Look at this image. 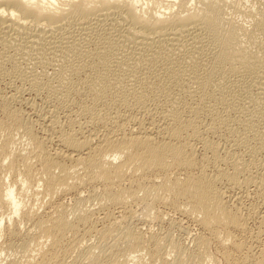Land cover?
<instances>
[{"label": "bare ground", "instance_id": "bare-ground-1", "mask_svg": "<svg viewBox=\"0 0 264 264\" xmlns=\"http://www.w3.org/2000/svg\"><path fill=\"white\" fill-rule=\"evenodd\" d=\"M251 1L0 0L2 50L3 47L19 49L23 55L30 56V53L44 56L45 52L51 51L49 56L54 54L52 58L57 57L55 62L53 59L57 65L53 66L61 64L54 72L57 81L65 79L68 82L64 83V89L61 87L63 90L56 95V100L68 99L67 106L73 116H88L89 124H99L103 128L100 134L92 132L85 136L80 133L83 128L80 124L74 129L78 123L76 116L72 119L68 113L71 117L67 116V125L59 126V118L48 117L49 113H45L46 124L55 133L60 146L58 151L49 153L45 150L47 139L38 140L29 122L24 121L16 110L9 108L8 112L9 109H5L6 121L0 122V133H5L10 142L5 141L8 140L5 137V143H0V208L9 211L6 220L11 222L14 216H20L19 225L30 224L28 228L31 229L27 232L33 234L26 235L27 238L24 236L20 248L34 264H67L64 262L66 256L73 257L71 264H83L84 255L90 258L86 264H129L135 259L138 261L144 253L151 262L160 257L165 236L150 235L147 241H151V246L146 249L147 242L143 245L141 230L128 228L127 223L123 226L124 220L128 219L125 205L129 206V200L135 205L136 201L142 202L140 204L146 210L156 203L177 210L185 219L198 225L201 234L193 242L194 248L201 251L200 255L211 239H217L222 256L229 264H245L246 261L238 263L233 257V253L245 248L237 240L239 233L245 231L246 218L238 208L243 197L238 196V192L234 193L238 194L235 197L226 193L230 189H243L242 193L257 197L263 211L253 216L257 236H264V160L257 165L258 162L254 163L251 158L255 153L264 156V0ZM228 9L244 17L243 21L236 22L231 13L226 15ZM246 21L252 23L251 29L246 26ZM86 42L91 43L90 46L85 47ZM203 54L211 64L201 62L206 58ZM200 56L201 61H198ZM12 57L5 58L10 60ZM39 58V64L47 65L48 59L41 61ZM76 58H80L77 63L73 62ZM139 65L145 67L142 74L138 71L140 75L135 73ZM232 74H242L244 77L236 81L242 86L245 83V86L238 83V88L237 84H229L225 76L230 75L233 79ZM129 75V81L127 78L123 83ZM80 77H83V86L79 84L81 80L76 86ZM70 79L77 81L69 82ZM175 89L179 96L194 99L196 95L198 107L192 109L177 102L178 95L177 99L173 97ZM75 96H81L87 102L80 106ZM206 101L214 105L207 106ZM75 102L77 111L71 110ZM99 105L107 109L103 115L99 113ZM132 111L140 112L141 116L136 117ZM240 113H245L241 115L243 118L239 117ZM16 129L28 140L27 146L32 147L31 153L19 155V163L10 152L11 144H8L12 141V130ZM187 134L193 144L183 141ZM213 135L225 137L229 148L226 150L220 146L218 141L221 139L216 142ZM196 146L202 152L199 155L203 160L201 166L198 163L201 159H196ZM240 146L248 150V154H242L248 158L240 157ZM31 161L36 164L34 168L37 166L36 173ZM19 164L24 170L20 175V190L16 188L17 182L5 183L7 175L19 170ZM253 168L256 171L252 172ZM194 170L196 173L192 174ZM125 182L127 188L122 186ZM95 184L102 186L99 193L93 192L92 197L98 199L96 202L100 201L97 203L120 206L117 212L104 215L105 224L98 230L94 215L79 208L82 188ZM27 188H36L35 197L40 194L43 199H48V212L40 216L36 208L29 207L33 205L30 200L32 205L26 206ZM65 196H72L75 204L72 211L61 203L54 204V198ZM68 213L76 216V224L68 221ZM161 215L162 212L158 218L161 217L162 221ZM3 222L0 220V232L5 229L1 227ZM79 225L84 226V235L98 236L97 244L89 245L87 250H84L87 246L83 249L86 239L78 235ZM10 228H6V233L14 236L17 230ZM178 244L175 248L176 264H185L186 261L195 264L199 253L193 252L198 250L189 252ZM12 248L11 243L0 245V255ZM260 249L250 255L253 264H264V245ZM206 256L209 254L203 255L204 259ZM181 258H186L185 263ZM206 259L210 260V257ZM29 264H33L32 261Z\"/></svg>", "mask_w": 264, "mask_h": 264}, {"label": "rangeland", "instance_id": "rangeland-1", "mask_svg": "<svg viewBox=\"0 0 264 264\" xmlns=\"http://www.w3.org/2000/svg\"><path fill=\"white\" fill-rule=\"evenodd\" d=\"M248 1H251V0H248ZM252 1H256V0H252ZM251 1V2H252ZM257 1H259V0H257ZM255 4L257 3V2H254ZM258 6V5H257ZM229 10V9H228ZM228 10H226L225 11V14L226 15H230V13H231V15L233 14V16H234V18L236 19V22H242L243 21V18L244 17H242L241 15H238V13L237 14H235L236 12L234 11V12H232V11H228ZM237 15V16H236ZM242 17V18H241ZM242 20V21H241ZM246 26L248 25V27L251 29L252 27H253V25H252V23L250 22H247L246 21ZM251 24V25H250ZM74 28H76V26L74 27ZM87 43V44H86ZM86 43H84L83 45H85V47H87L88 45L90 46V44L91 43H89V42H86ZM89 43V44H88ZM92 48V47H91ZM11 49V50H10ZM10 49H4V47H3V50H2V48H1V46H0V61H1V63H0V122H5L6 121V117H5V109H9V108H11L12 110L11 111H13V110H16L19 114H20V116H22V118H24L23 120L24 121H26L29 125H30V127H31V130H32V132H33V135L34 136H36V138L38 139V140H40V139H42V140H44L45 142H46V151L47 152H49V153H53V152H55V151H58V147H60L59 146V144H57V138H56V135H55V133L52 131V130H50V126H49V124H46L47 122H48V119H45V118H47V116L49 117V116H51V115H53L54 117H57V118H59V126H66L67 125V122H66V120H67V118L68 117H71L72 116V119L73 118H75V116H76V125H75V127H74V129L76 130V127H79V126H77L78 124H80L81 126H80V128H82V132H80L81 134H83V135H88L89 133H92V132H97V133H102L103 132V128H102V126H100L99 124H89L88 123V121H89V117L88 116H82V117H80L79 115V117L77 116V115H75V116H73L74 114L70 111V109L68 108V104L69 103H67L68 102V99H66V101L64 102L63 100H56L57 99V97H56V95H58V93L61 91V90H63L64 89V87H63V85H64V83H68V82H66L65 81V79L63 80V81H57L58 79H57V76L55 75V73H56V71L58 70V69H60V65H59V67L58 66H53V64H55V65H57V62L56 63H54L55 61H56V59L55 58H57V57H54V58H52L53 57V55L54 54H51L52 55V57L51 56H49V54L48 53H50L51 51H47V53L45 52V55L44 56H36L35 55V53L33 54V53H30L31 54V56L30 55H23V53H22V51L21 52H19V49L16 51V49H14V48H10ZM5 50V51H4ZM2 52H4V53H2ZM9 54H8V53ZM19 53L18 55H16V53ZM13 53V54H12ZM48 54V55H47ZM6 55H8V56H6ZM14 55H16V57L14 56ZM204 55V57H206V55L205 54H203ZM10 56L12 57V59H10V60H8L9 58H10ZM29 56V57H28ZM33 56V58H31ZM46 56H47V58H46ZM49 56V57H48ZM202 56V55H201ZM201 56H200V59L198 60V61H201ZM5 57H9L8 59L7 58H5ZM20 57V58H19ZM24 58V59H22V58ZM28 57V58H27ZM39 57H41L42 59H41V61L43 60V59H48V61L46 60V62H47V65L46 64H39L38 62H39V60H40V58ZM45 57V58H44ZM51 57V58H50ZM31 58V60H29ZM39 59V60H38ZM53 59H55L54 60V62H53ZM79 59V60H78ZM202 59H204L203 58V56H202ZM207 57L205 58V60H202L201 62H207ZM43 61H45V60H43ZM50 61V62H49ZM79 62L80 61V58H76V59H74L73 60V62ZM33 62V63H32ZM52 62V63H51ZM76 62V63H77ZM208 64H211L209 61L207 62ZM37 64V65H36ZM52 66H51V65ZM63 64V63H62ZM64 64H65V62H64ZM43 65V66H42ZM48 66V67H47ZM144 66L142 65H139V67H137V68H139V69H137V71L135 72L136 74H139V72L142 74L143 72H144V70H142V68H143ZM58 68V69H57ZM145 68V67H144ZM143 68V69H144ZM57 69V70H56ZM139 71V72H138ZM142 71V72H141ZM55 72V73H54ZM138 72V73H137ZM32 74V75H31ZM36 74V75H35ZM46 74V75H45ZM31 75V76H30ZM140 75V74H139ZM234 75L235 74H232L231 75V77H233V79L232 78H230V75H227V76H225V79L229 82V84H233L232 86H234V85H236L237 84V86L236 87H238L239 88V85L241 86V87H244L245 86V83H243V86H242V84L241 83H239L238 81H236V80H239V79H241L242 77H244V76H242V74H240V75H238V74H236L235 75V77H234ZM30 76V77H29ZM54 76H56V77H54ZM229 76V77H228ZM238 76V77H237ZM241 76V77H240ZM37 77V78H36ZM129 77H130V75L129 76H127L126 78H124V80H122V82L123 83H126L127 82V78H128V81H129ZM228 77V78H227ZM237 77V78H236ZM33 79V80H32ZM36 79V80H35ZM82 79H83V77L81 78L80 77V79L76 82L75 80H72V79H70V81L69 82H76V86L77 85H82ZM35 80V81H34ZM67 81H68V79H66ZM81 80V81H80ZM225 80V81H226ZM230 80L232 81V82H230ZM235 80V81H234ZM31 83H30V82ZM79 81H80V83H79ZM61 83V85H60V83ZM228 82H226V83H228ZM236 82V83H235ZM79 83V84H78ZM235 83V84H234ZM238 83H239V85H238ZM35 85H37V86H35ZM56 86V87H55ZM83 86V85H82ZM60 87V88H59ZM61 87H63V89L61 88ZM36 88V89H35ZM49 88V89H48ZM76 88H78L79 89V87H76ZM75 88V89H76ZM58 90L57 92H56V90ZM60 89V90H59ZM36 90H38V92L36 91ZM49 90V91H48ZM40 91V92H39ZM37 92V93H36ZM81 92V91H80ZM175 92H177V93H175ZM56 93V94H55ZM83 93V92H82ZM54 94H55V96H54ZM72 94H74V93H72ZM178 95V97H177V95ZM173 95H175V96H173L174 98H179V100L177 99V102L179 101V103L180 104H182L183 106L185 105V106H188L189 108L191 107L192 109L194 108L195 109V107L197 108L198 106H197V104H196V102L195 101H197L198 100V98H197V96L195 95V97L197 98V100H196V98L194 97V99H191V98H189L188 96H186V95H180L179 96V92L178 91H176V89H175V91H174V94ZM11 98H10V97ZM54 96V97H53ZM183 96V97H182ZM3 97V98H2ZM64 98L63 96H59L58 98ZM80 97V98H79ZM75 96L74 98H76L77 99V101H79L80 102V106H81V104H82V106L87 102L85 99H83V98H81V96ZM181 97V98H180ZM17 98V99H16ZM51 100H50V99ZM55 98V99H54ZM80 99V100H79ZM7 100V101H6ZM27 100V101H26ZM43 100V101H42ZM186 100V101H185ZM191 100V101H190ZM193 100V101H192ZM189 101V102H188ZM33 102V103H32ZM53 102H54V104H53ZM183 102V103H182ZM191 102H192V104H191ZM208 101H206V105L207 106H212V104L214 105V103H207ZM238 102H239V100H238ZM63 103L66 105V106H64L63 105ZM190 104V105H192V106H189V105H186V104ZM7 104V105H6ZM28 104V105H27ZM50 104V105H49ZM77 103L75 102V104H73V106H75ZM194 104H196V105H194ZM211 104V105H210ZM9 106V107H8ZM27 106V107H26ZM65 107V109H63L64 107ZM80 106H78V107H80ZM7 107V108H6ZM17 107V108H16ZM77 106H75L74 108H72L71 110H76L77 111V108H76ZM103 108V110H102V108ZM41 108V109H40ZM99 113H100V115H103L106 111H107V109H105L106 107L105 106H103V105H99ZM240 108V107H239ZM239 108H238V110H239ZM36 109V110H35ZM55 109V110H54ZM63 109V110H62ZM104 109H105V111H104ZM221 109L223 110V107H221ZM49 110V111H48ZM53 112H52V111ZM102 110V111H101ZM197 110V109H196ZM221 110V111H222ZM40 111V112H39ZM45 111H47V112H45ZM64 111H65V114H67V115H65V114H63L64 113ZM69 111V112H68ZM8 112H10V109L8 110ZM42 112H44L43 114H42ZM50 112L52 113V114H50ZM59 112V113H58ZM71 112V113H70ZM133 113H135L134 115L136 116V117H138L139 118V116H141V114H140V112L138 113L137 111H132ZM240 112V111H239ZM238 112V113H239ZM3 113V114H2ZM23 113V114H22ZM45 113H49V115H45L44 116V114ZM68 113L71 115V116H69L68 115ZM40 114V115H39ZM57 116H56V115ZM243 113H240V115H239V117L240 118H243L241 115H242ZM243 115H245V113L243 114ZM41 116H44V117H41ZM64 118H63V117ZM68 116V117H67ZM27 117V118H26ZM38 117H40V118H38ZM61 117V118H60ZM85 117V118H84ZM87 117V118H86ZM42 118H44V119H42ZM82 118V119H81ZM88 119V120H87ZM64 120V121H63ZM78 120V121H77ZM23 121V122H24ZM46 121V122H45ZM84 121V122H83ZM87 121V122H86ZM61 122H62V124H61ZM80 122V123H79ZM66 123V124H65ZM82 123V124H81ZM5 125H7L8 126V124H5ZM83 125V126H82ZM94 125V126H93ZM99 125V126H98ZM10 126V125H9ZM42 126V127H41ZM49 126V127H48ZM91 127V128H90ZM239 125H238V128L237 129H239ZM43 128V129H42ZM79 128V129H80ZM88 128V129H87ZM98 128V129H97ZM14 129V128H13ZM51 129H52V127H51ZM97 129V130H96ZM87 130H88V133H87ZM93 130V131H92ZM100 130V131H99ZM241 128L238 130V131H240L241 132ZM13 132H12V134L10 135V138H12V141H11V143H8L10 146H9V149H10V152L12 151L13 153V155L15 156V157H17V159L19 158V155L20 154H22L21 156H23V155H26V153L27 154H29V153H31V148L32 147H30V146H27L28 145V143H27V139H25V136L23 135V133L21 134L20 133V131H17V129L16 130H12ZM16 131V132H15ZM22 132V131H21ZM3 133V132H2ZM2 133H0V134H2ZM20 134H21V136H20ZM4 135V136H3ZM3 135H0V143L2 144V142L3 143H5V141H9L10 142V140H9V138L8 137H6L5 136V133H3ZM48 135V136H47ZM14 138H13V137ZM189 136V134H187L186 135V137H185V135H184V137H183V141H188V142H191L192 144L194 143V141H192V138H189L188 137ZM214 137H212L213 138V140L214 141H218V140H220V141H218L219 142V144H220V146H224V148H226V150L229 148V142L226 140H224V138L225 137H219L220 135H213ZM8 138V140H5L4 141V138ZM46 137V138H45ZM218 137V138H217ZM5 138V139H6ZM16 138V139H15ZM220 138V139H219ZM48 139H49V141H48ZM191 139V140H190ZM41 140V141H42ZM54 140V141H53ZM223 140V142H221ZM16 141V142H15ZM13 142V143H12ZM51 142V143H50ZM222 144H221V143ZM225 142V143H224ZM13 144V145H12ZM26 144V145H25ZM233 144V143H232ZM231 144V145H232ZM198 146V145H197ZM196 146V149H197V154H198V156L196 157V159L198 158V159H201V160H198V163H200V166H201V163H202V158L199 156V155H201V151L199 150V147H197ZM245 146H240V149H239V154H241L240 155V157H242L243 155V152L245 153V154H248L247 152H248V150L246 149V148H244ZM12 148V149H11ZM15 148V149H14ZM21 148V149H20ZM58 148V149H57ZM48 149V150H47ZM244 149V150H243ZM23 150V151H22ZM55 150V151H54ZM246 150V151H245ZM18 152V153H17ZM224 152H225V150H224ZM245 154H244V156L243 157H245V159L246 158H248V156L246 155L245 156ZM256 154V153H255ZM254 154V155H255ZM221 155H223V154H221ZM252 156L251 158L255 161L254 163H257V165L259 164V162L262 160H264L263 158H264V156H263V154L261 155H259V154H256L255 156ZM239 156V155H238ZM30 157H31V154H30ZM251 158H250V160H251ZM13 159H14V157H13ZM17 159H14L15 161L17 160ZM20 159V158H19ZM18 159V163H19V160ZM33 160V159H32ZM252 160V161H253ZM257 161V162H256ZM261 161V162H262ZM260 162V163H261ZM31 163H34V161H31ZM5 164H6V162H5ZM34 165H36L35 163L33 164V172H37V171H35V169L37 168V166H35V168H34ZM19 166V172L17 171L16 173H14V174H11V175H7V178L5 179V183H7L8 185H12V184H14V182L16 183L17 182V184H16V188H18V190H20L21 189V184H19V183H21V174L24 172V170H23V168L21 167V165L19 164L18 165ZM22 168V169H21ZM21 169V170H20ZM256 168H253V169H251V171L252 172H254V171H256L255 170ZM254 170V171H253ZM176 170H173V172H175ZM1 172H3V169L1 170ZM21 172V173H20ZM172 171H171V173H173ZM4 173V172H3ZM18 173V174H17ZM196 172H195V170L194 171H192V174H195ZM130 174V173H129ZM128 174V175H129ZM4 175V174H3ZM17 175H19V176H17ZM131 175V174H130ZM129 175V176H130ZM18 178H20V179H18ZM15 179V180H14ZM10 183V184H9ZM122 186L124 187V188H127L128 187V183H123L122 184ZM220 187H222L223 188V190H224V186H222V185H220ZM101 189H102V186L101 185H99V184H95L94 186L93 185H87V186H84L83 188H82V190H81V206L79 207L80 208V211H83V212H87L88 214H90V215H94L93 216V218L96 220L95 221V223H96V226H95V228L97 229H101L100 227H102L103 226V224H105V222H104V215L105 214H107V213H109V212H117V210L119 209L118 207H120V206H118L117 207V205H109V204H107L106 206H105V204H104V202H102L101 204H99V203H97V202H100V201H97L96 202V200H98L96 197V199L94 198V197H92L93 196V192H97V193H99L100 191H101ZM34 190H36V188H27L26 189V192L27 193H29L28 195H26L25 194V200L24 201H26V202H24V203H26V206H28V205H34L35 204V206H29V207H33L34 209L36 208V210L38 211V214H40V216L41 215H43L44 213H45V211L46 212H48L49 211V208L47 207L46 208V206L47 205H50L49 204V202H47L48 201V199H43V197L40 195V194H38L37 195V197H35V191ZM95 190V191H94ZM243 190V189H242ZM242 190H237V189H234V190H232L231 191V189L226 193L227 195H230V196H232L233 195V197H235V195H238V194H235L234 195V193H239V195L238 196H240V197H243V198H241V200H240V202H239V206H238V208H240V213L242 214V216L244 217V219H245V231H243V232H241V234L239 233V235L237 236L238 238H237V240L239 241V242H241L242 244H243V246L245 247V248H242V252L240 251L239 253H233V257L234 258H236V260H237V262L238 263H244V261H246L245 262V264H253L252 262H251V256L256 252H259L261 249L260 248H262L263 249V245H264V236H263V234H260L259 236H257L258 234V230L256 229L257 228V223L255 222V220H254V216H253V214L254 215H256L257 214V212L260 214L262 211H263V208H262V206H261V203H260V201L257 199V197L254 195H252L251 193H248V195L247 194H244V193H242ZM251 190V189H250ZM38 191H40V189L38 190ZM230 191H231V193H230ZM252 191V190H251ZM33 192V193H32ZM242 193V195H240L241 193ZM32 193V194H31ZM83 193V194H82ZM39 195H40V197H39ZM246 195H247V197H246ZM32 196V197H31ZM28 197V198H27ZM31 197V198H30ZM91 197H92V199H91ZM239 197V198H240ZM246 197V198H245ZM34 198H35V201H36V198L38 199V201H34ZM24 199V198H23ZM42 199V200H41ZM56 199V200H55ZM83 199H85V200H83ZM29 200H30V202L32 203H30L29 202ZM54 200V204L56 205L57 203H61V204H63V205H65L68 209H70L71 211L73 210V208H74V205H73V199H72V196H65V197H57V198H54L53 199ZM52 200V201H53ZM34 201V202H33ZM62 201V202H61ZM84 201V202H83ZM97 203V205H96V203ZM131 200H129L127 203L129 204V206L126 204L125 206V208H127L126 209V213L127 214H125V216L128 218L126 221L124 220V222H125V224H123V226L124 225H126V223H127V225H126V227H128V228H130L131 227V229H134V228H136L137 230H141L140 232L142 233V236L145 238H143L142 236V238H143V245H144V242L146 243L147 242V245L145 244L144 246H145V248H146V246H147V248L146 249H148L150 246H151V241H149L150 240V235H156V236H158V237H163V236H165V237H163V238H165L164 240H165V242L164 241H162L163 242V245H164V247H162V249H161V256L160 257H157V258H155L152 262H151V260H150V258L148 259V257L146 256V253H144L143 254V256L141 255V257L138 259V261L135 259V260H133L132 262H129V264H176V260H177V258L175 257L176 255H175V248H176V246H177V244L180 246L181 245V247H183V248H186L187 249V251H189V252H193V251H196V250H198V249H195L196 247H195V244H194V242H193V239L196 237V236H198V235H200L201 234V232H200V229H199V227H198V225L196 224V223H194L193 222V220H187V219H185L177 210H173L171 207H169V206H165V204H163V206H162V204L160 203H156V204H154L155 206H152V207H150L148 210H146V209H144V205L143 204H140V203H142V202H138V201H136V205H135V203L133 202V201H131V202H133V203H131L130 202ZM94 202V203H93ZM137 202H138V204H137ZM48 203V204H47ZM53 203V202H52ZM71 203V204H70ZM37 204V205H36ZM39 204H41V206L39 205ZM47 204V205H46ZM69 204V205H68ZM98 204L99 205H101V206H103V207H100V206H98ZM104 204V205H103ZM131 204V205H130ZM132 204H133V206H132ZM45 207H44V206ZM84 205V206H83ZM141 206V208H140V206ZM37 206V207H36ZM114 206H116V207H114ZM132 206V207H131ZM139 206V208L138 209H136L137 207ZM158 206V207H157ZM231 206H233V205H231ZM257 206V207H256ZM28 207V208H29ZM42 207V208H41ZM88 207V208H87ZM106 207H108L107 209H106ZM38 208V209H37ZM129 208V209H128ZM134 208V209H133ZM159 208V209H158ZM248 208V209H247ZM2 209V210H1ZM67 209V210H68ZM89 209V210H88ZM133 211H132V210ZM136 209V210H135ZM6 210V211H5ZM69 210V211H70ZM98 210V211H97ZM105 210V211H104ZM110 210V211H109ZM133 212H131V211ZM139 210V211H138ZM141 210V211H140ZM151 210H154V211H152V212H150ZM70 211V212H71ZM129 211V212H128ZM135 211H137L136 213H138L137 215H136V213L134 214V212ZM8 210L7 209H5V208H0V220H2L3 219V226H1L2 228H5V229H2L1 230V232H0V235H2V236H0V245H4V244H7V243H11L12 245H13V248H12V250L9 252L8 250H6V251H4L1 255H0V264H15V262H17V260H18V262L16 263V264H19V262H20V264H29V263H31V261H32V263L34 264V262H33V259H29V255L27 256V255H24V252H22V249L20 248V244L22 243V240L26 237H28L29 235H31V234H33V232H30L31 234H28L29 232H27L29 229H31V228H28L29 226H30V224H28L27 222H25V223H23V224H21V225H19V221H20V216L18 217H15L14 216V218L11 220V222L10 221H8V220H6L5 218L8 216ZM69 212V213H70ZM131 212V213H130ZM157 212V213H156ZM162 212V221L160 220L161 219V217H160V219L158 218V214H160ZM69 213H68V216L69 217H67V219H68V221H70L71 223H75L76 221V219H75V217L73 216V215H69ZM93 213V214H92ZM144 213V214H143ZM250 213V214H249ZM128 214H129V216H128ZM132 214V215H131ZM136 215L135 217H134V215ZM148 214H149V216H148ZM155 214V215H154ZM258 214V215H259ZM131 215V216H130ZM153 215V217L154 216H156V217H151ZM167 216V217H166ZM252 216V217H251ZM257 216V215H256ZM74 217V218H73ZM103 218V220H102V218ZM130 217H131V219H130ZM150 217V218H149ZM12 218V217H11ZM17 218V219H16ZM154 220H153V219ZM156 218V219H155ZM73 219H74V221H73ZM145 219V220H144ZM146 219H147V221H146ZM157 219H159V221H161V222H159ZM254 221H253V220ZM8 221V222H7ZM16 221V222H15ZM18 222V223H17ZM123 222V223H124ZM153 222V223H152ZM12 224V225H11ZM25 224V227L23 226ZM27 224V225H26ZM76 224V223H75ZM130 224V225H129ZM159 224V225H158ZM10 225V226H9ZM19 225V226H18ZM29 225V226H28ZM129 225V226H128ZM18 226V227H17ZM121 226H122V224H121ZM136 226V227H135ZM256 226V227H255ZM9 227H11L10 229H15V231H16V233H15V235L13 236V234L12 235H8V233H6V228H9ZM13 227V228H12ZM21 229V231L20 230H18V229ZM26 228V229H25ZM77 229L79 230V236L80 237H83L84 238V240L86 239V240H88V241H86L85 240V243H86V245H84L85 243L83 242V249L85 248V246H87L84 250H87V248H88V246L90 245V246H94L95 245V243L97 244V242H98V236L96 235V237H95V234H92V236L91 237H88V235L86 236V235H84L83 234V229H85L84 228V226H82V225H79L78 227H77ZM97 229V230H98ZM120 229H123V228H120ZM184 229V230H183ZM5 230V231H4ZM24 232H23V231ZM77 230V231H78ZM147 230H150V231H147ZM19 231V232H18ZM146 231V232H145ZM26 232V233H25ZM80 232H81V235H80ZM153 232V233H152ZM256 232V233H255ZM19 233V234H18ZM144 233V234H143ZM149 233H151V234H149ZM7 234V235H6ZM17 234V235H16ZM84 236H83V235ZM165 234V235H164ZM189 234V235H188ZM256 236H255V235ZM20 237H19V236ZM21 235H22V238H21ZM26 235H28V236H26ZM91 235V234H90ZM94 235V236H93ZM146 235V236H145ZM251 235H254V236H251ZM17 236V237H16ZM25 236V237H24ZM32 236V235H31ZM70 236V235H69ZM166 236H168V237H166ZM10 237V238H9ZM93 237H94V241H92V239H93ZM19 238H21V240L19 239ZM82 238V239H83ZM88 238V239H87ZM253 238V239H252ZM255 238V239H254ZM257 238H258V240L259 241H257ZM260 238V239H259ZM90 239V240H89ZM147 239H149L148 241H147ZM169 239V240H168ZM240 239V240H239ZM249 239V240H248ZM83 240V241H84ZM97 240V242H95ZM166 240H167V242H166ZM212 240V239H211ZM209 241V243H208V246H207V248L204 250V252H202V256L200 255V253H201V251H196V252H193V253H199V254H196V260H195V264H198L199 262L201 263V264H204V262L203 261H206V262H210L211 263V261H212V264H229L228 263V261L226 260V259H224L223 257L224 256H222L223 254H222V250L220 249V245H219V242H218V240L217 239H214V240H212V241ZM261 240V241H260ZM244 241V242H243ZM90 242V243H89ZM217 242H218V245H217ZM89 243V244H88ZM93 243V244H92ZM109 243H111V241H109ZM165 243V244H164ZM188 243V244H187ZM187 245V246H186ZM185 246V247H184ZM193 246V247H192ZM219 246V247H218ZM48 247V246H47ZM167 247H169V249H170V251H171V253L169 252V249L167 248ZM189 247V248H188ZM195 247V248H194ZM150 249V248H149ZM219 249V250H218ZM244 249V250H243ZM260 249V250H259ZM167 250V251H166ZM207 250H209V252L207 251ZM248 250V251H247ZM251 250H252V252H251ZM8 251V252H7ZM143 251H144V249H143ZM203 251V250H202ZM14 252V253H13ZM96 252H98V251H96ZM145 252V251H144ZM167 252H169V253H167ZM206 252V253H205ZM218 252V253H217ZM17 253V254H16ZM99 253V252H98ZM166 253V254H165ZM209 254V257H210V260L209 259H206V258H209L208 256H206L205 257V259H204V257H203V255L205 256V254L206 255H208ZM221 253V254H220ZM255 253V254H256ZM169 256H168V255ZM235 254V255H234ZM254 254V255H255ZM13 255V256H12ZM75 254H73V256H74ZM137 255H140V254H134L133 256H137ZM201 256L200 258L198 257V256ZM251 255V256H250ZM24 256V257H23ZM15 257V258H14ZM18 257V258H17ZM248 257H249V259H248ZM83 258V257H82ZM87 258V260H85ZM241 258H242V260H241ZM14 259V260H13ZM27 259V260H26ZM73 259V257H69V256H66L65 258H64V262L65 263H67V264H71V262L73 261L72 260ZM204 259V260H203ZM247 259V260H246ZM13 260V261H12ZM20 260V261H19ZM83 260H84V262H83V264H86L87 262H89L90 261V258H88V256L87 255H84V258H83ZM82 260V261H83ZM181 260L183 261L184 260V262L183 263H185V260H186V258H181ZM198 260V261H197ZM200 260H202V262L200 261ZM207 260H209V261H207ZM240 260V261H239ZM30 261V262H29ZM198 263H197V262ZM227 261V262H226ZM14 262V263H13ZM23 262V263H22ZM28 262V263H27ZM187 263H185V264H192L191 262L189 263L188 261H186ZM199 263V264H200ZM208 263H206V264H208ZM209 263V264H210Z\"/></svg>", "mask_w": 264, "mask_h": 264}]
</instances>
